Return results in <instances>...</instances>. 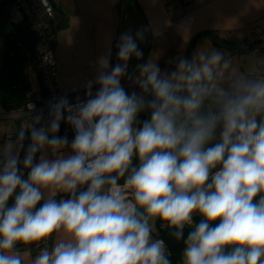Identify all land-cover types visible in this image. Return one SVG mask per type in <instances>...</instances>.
<instances>
[{"label":"clouds","instance_id":"clouds-1","mask_svg":"<svg viewBox=\"0 0 264 264\" xmlns=\"http://www.w3.org/2000/svg\"><path fill=\"white\" fill-rule=\"evenodd\" d=\"M133 55L143 52L124 34V63L100 73L96 94L89 86L85 102L61 98L51 106L50 124L31 128L22 161L27 178L19 151H4L0 264H22L16 245L53 233L63 238L31 264H171L164 241L153 239L156 219L174 228L177 240L191 227L182 264H264V80L219 89L213 73L228 66L221 65L223 54L200 53L199 63L180 59L171 73L155 62L140 65L139 87L153 97L146 100L121 85ZM214 92L218 110L202 114ZM145 110L150 118L141 123ZM41 119L34 117L36 124ZM62 120L75 130L72 154L37 160L46 146H69L67 136L56 135ZM57 193L67 198L57 200ZM194 213L203 217L197 224Z\"/></svg>","mask_w":264,"mask_h":264},{"label":"crops","instance_id":"crops-1","mask_svg":"<svg viewBox=\"0 0 264 264\" xmlns=\"http://www.w3.org/2000/svg\"><path fill=\"white\" fill-rule=\"evenodd\" d=\"M51 2L54 7H62V11L68 16L66 28L72 26V20L78 23L79 28L76 29V33L79 35L76 38H79V42L88 43L82 47L81 52L84 65L95 64L99 68L98 71H94L90 66L84 69L89 79H86L82 85L70 87L69 90L76 91L67 96L89 91V86L91 90L99 87L97 77L101 72H110L113 65L118 21L117 0H51ZM128 6L130 14L126 17L124 34H129L136 40L143 57L137 58L133 55L127 61L126 74L121 77V85L125 89L136 90L138 95L143 94L147 99V93H142L137 82L140 65L155 62L162 73H171L176 70L180 59L192 61L193 57H197L196 62L199 63L200 53L210 55L214 51L223 54L221 65L225 61L228 64L226 68H214L213 82L217 88L230 91L239 82L264 80V72H262L264 27L259 25L264 20V0H128ZM137 25L142 27L143 39L137 36ZM253 27H259L260 33H255ZM202 32H210L214 36L201 35ZM57 36L56 33L52 45L53 53ZM102 60L108 61L107 68L101 64ZM31 70L34 72L32 67ZM34 73L38 87L33 86V80L27 73L31 86L29 95L30 98L39 101L44 89L37 72ZM55 81L59 89V84L57 80ZM217 100L218 96L214 92L204 100L201 113L206 115L210 111H217L219 107ZM7 117H13L14 121L8 124L0 122V160L3 159L5 150L12 152L18 150L21 170L27 178L28 170L23 169L22 161L32 142L31 129L24 119L7 116L0 105V119ZM50 120V116L44 122L41 119L40 124L47 126ZM21 131L25 132L22 141L19 140ZM58 133L56 135H59ZM218 134L219 129L217 136ZM214 142H210V145ZM42 154L48 159H55L58 155H71L70 142L69 146L58 152L46 146L36 154V159L38 160ZM61 197L67 198V195L57 193L55 199L59 200ZM197 214L199 213H194L193 216ZM61 238H63L62 233H53L47 246L33 248L32 244L18 243L14 251L21 256L22 264H31L44 248L51 250Z\"/></svg>","mask_w":264,"mask_h":264},{"label":"built area","instance_id":"built-area-1","mask_svg":"<svg viewBox=\"0 0 264 264\" xmlns=\"http://www.w3.org/2000/svg\"><path fill=\"white\" fill-rule=\"evenodd\" d=\"M3 1L8 2L6 13L8 22L18 26V28H25L34 33L33 43L30 46L31 48L29 47L30 49L27 50V53L32 55L37 62L44 89V94L39 101L29 98L22 108L6 113V115L24 119L30 129L33 126L39 128L42 125L40 123L36 124L34 120L37 114L43 116L44 122L50 116L51 106L61 98H67L71 104L85 102L90 98L88 96L89 91L64 97L59 92L55 81L56 59L51 46L54 37L50 31L55 19V10L51 0H0V4ZM21 25L22 27H20ZM252 30L255 33H260L261 31L259 27H253ZM262 72H264V66H262ZM98 89L99 87L92 89L91 95L94 96ZM58 134L59 136H67L71 144V141L74 139L75 130L70 124L62 120ZM120 183L122 184L123 181H120ZM157 226L159 230H162L166 227V224L158 219ZM155 239L163 240L160 236H157ZM50 241L51 237L46 241L32 244V247L47 246ZM164 244L166 255H168L165 241Z\"/></svg>","mask_w":264,"mask_h":264},{"label":"trees","instance_id":"trees-1","mask_svg":"<svg viewBox=\"0 0 264 264\" xmlns=\"http://www.w3.org/2000/svg\"><path fill=\"white\" fill-rule=\"evenodd\" d=\"M7 1H3L0 4V12L7 13ZM55 10V19L51 25V35L55 39V34L57 30L63 29L68 25V16L64 11L59 7H54ZM58 16H61L58 20ZM12 25V24H11ZM13 26V33L18 28V26ZM22 27V25L20 26ZM4 35V43L6 44L4 54L1 58L0 63V105L6 113L13 112L17 109L22 108L25 103L29 100L30 95L29 91L31 89L30 81L28 74L25 71V66L30 64L34 72H37V75L41 81V75L37 62L34 60L32 55L27 53V50L30 48L21 47L16 53L13 52V47L8 42V36L13 34ZM1 34V32H0ZM201 35L213 37L214 34L210 32H202ZM54 44V41L51 42V46ZM43 86V85H42ZM181 95H187V93H181ZM151 93H147V99H152ZM150 118V111L145 110L138 114L137 119L142 123L143 120ZM16 137V136H14ZM127 175V174H126ZM123 181V178L120 180ZM13 202L12 199L9 201V205ZM199 214L193 216V224H197L202 220ZM158 221V219H157ZM218 222V221H217ZM190 226H185L183 237L179 240L176 239L174 228L165 227L162 230L158 229L157 236L163 238L166 243V248L168 250V258L171 264H181V253L185 247L184 240L187 238L188 232L191 231Z\"/></svg>","mask_w":264,"mask_h":264},{"label":"rangeland","instance_id":"rangeland-1","mask_svg":"<svg viewBox=\"0 0 264 264\" xmlns=\"http://www.w3.org/2000/svg\"><path fill=\"white\" fill-rule=\"evenodd\" d=\"M57 1V0H55ZM68 1V0H65ZM90 1V0H89ZM117 14H118V21H117V34H116V41H115V51H114V57H113V65L114 67L117 63H122V61L118 58V52H119V44L121 42V37L124 34V30L126 27V17L128 14H130L129 6H128V0H117ZM62 8V7H61ZM63 9V8H62ZM58 20L61 19V16H58ZM262 22V23H261ZM259 25L264 27V20H262ZM76 20H72V26L70 28H63L60 30H57V44L54 48L55 57L57 59V71L55 73L56 77L55 80H57L59 84V90L62 93L63 97L67 96L71 93H74L76 90H69L70 87H76L79 85H82L86 79H89V75L84 72V69L92 68L94 71H98L99 68L96 67L95 64H88L87 66L83 63V55L82 47L88 43L86 42H79V38H76L79 34L76 33V29L79 27L77 26ZM13 31V26L8 22L7 16L4 12H0V63L2 55L4 54V50L6 47V44L4 43V35L10 34ZM138 31H142V27L140 28V25H137L136 33ZM85 60V59H84ZM90 66V67H89ZM25 71L30 75L31 80H33V86L38 87L37 81L35 80V73L31 70V65L27 64L25 66ZM97 69V70H96ZM93 76V75H92ZM86 77V78H85ZM126 92L131 94L132 92H137L136 90L132 91V89H125ZM131 92V93H130ZM141 94V93H140ZM5 122L8 124L9 122L13 123L14 119L13 117H7L4 119H0V122ZM133 164H138V159L134 157ZM150 223L154 226V231L152 233L153 239L155 240L156 235L158 234V226H157V219ZM182 261H183V253H182ZM181 261V262H182Z\"/></svg>","mask_w":264,"mask_h":264},{"label":"water","instance_id":"water-1","mask_svg":"<svg viewBox=\"0 0 264 264\" xmlns=\"http://www.w3.org/2000/svg\"><path fill=\"white\" fill-rule=\"evenodd\" d=\"M16 32L17 35H21V37L25 38V41L20 40L19 43H15L14 38L10 39L11 45L14 49L13 50L14 53H16L21 46L30 47L33 43V38H34V33L25 28H17Z\"/></svg>","mask_w":264,"mask_h":264},{"label":"flooded vegetation","instance_id":"flooded-vegetation-1","mask_svg":"<svg viewBox=\"0 0 264 264\" xmlns=\"http://www.w3.org/2000/svg\"><path fill=\"white\" fill-rule=\"evenodd\" d=\"M12 33H13V32H12ZM13 38L15 39V40H14L15 43H19L20 40H21V41H25V38L21 37V35H17L16 30L14 31L13 34H11V35L8 36V42H9L10 44H11L10 39H13ZM11 47H12V45H11ZM21 47H24V46H21ZM21 47H20V48H21ZM26 48H29V47H26Z\"/></svg>","mask_w":264,"mask_h":264}]
</instances>
